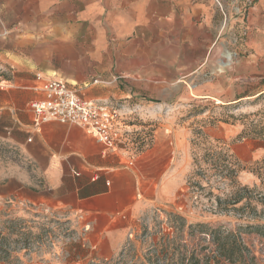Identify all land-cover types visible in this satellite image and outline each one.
<instances>
[{"label": "crops", "instance_id": "crops-1", "mask_svg": "<svg viewBox=\"0 0 264 264\" xmlns=\"http://www.w3.org/2000/svg\"><path fill=\"white\" fill-rule=\"evenodd\" d=\"M244 9L234 20L245 29L236 48L245 55L235 66H251L252 78L264 80V0ZM222 14L213 0H0V66L12 68L0 80V200L65 212L89 258L119 252L141 216L179 195L188 149L169 132L135 148L106 147L75 124L48 121L36 130L30 102L42 93L35 73L79 84L100 78L80 89L85 97L119 102L121 115L146 114L147 97L163 96L165 85L162 76L149 78L154 44L147 40H188L205 65ZM138 51L145 57L136 59Z\"/></svg>", "mask_w": 264, "mask_h": 264}, {"label": "rangeland", "instance_id": "rangeland-1", "mask_svg": "<svg viewBox=\"0 0 264 264\" xmlns=\"http://www.w3.org/2000/svg\"><path fill=\"white\" fill-rule=\"evenodd\" d=\"M220 2L222 33L212 39L205 65L202 54H190L188 40H147L154 44L147 47L149 78L163 77V96L147 97L146 114L119 112L114 120L123 145L140 148L169 132L181 151L188 149L175 200L141 216L132 237L107 260L85 256L65 212L2 200L0 264H264V80L252 78L251 66H235L245 55L236 53L245 29L234 20L246 9L237 0ZM172 62L180 65H167ZM11 72L0 66V80ZM93 79L70 82L83 91ZM243 131L249 136L239 138Z\"/></svg>", "mask_w": 264, "mask_h": 264}, {"label": "built area", "instance_id": "built-area-1", "mask_svg": "<svg viewBox=\"0 0 264 264\" xmlns=\"http://www.w3.org/2000/svg\"><path fill=\"white\" fill-rule=\"evenodd\" d=\"M251 1L244 0L242 8H246ZM215 3L221 8L220 0H215ZM223 15L225 16L224 13ZM35 80L42 93L41 99L30 102L33 127L36 130L45 122L57 121L84 127L106 147L116 146L117 143L123 144L120 134L114 127L119 109L111 100L87 98L75 83L56 75L36 72ZM98 81L97 78L93 79V82ZM9 202L12 203L11 200Z\"/></svg>", "mask_w": 264, "mask_h": 264}, {"label": "trees", "instance_id": "trees-1", "mask_svg": "<svg viewBox=\"0 0 264 264\" xmlns=\"http://www.w3.org/2000/svg\"><path fill=\"white\" fill-rule=\"evenodd\" d=\"M248 136H249V135H248L247 132H245V131H243V132H241V133L238 134V137H239V138L248 137ZM259 136H260L259 134H255V135H252L251 137H259ZM218 156H221L223 160H226V161H227L226 156H223L221 150H220ZM227 165H228V164H227V162H226V166H227ZM239 200H240V198L238 197V198H236V199L233 200V201H234V203H235V202H238Z\"/></svg>", "mask_w": 264, "mask_h": 264}, {"label": "bare ground", "instance_id": "bare-ground-1", "mask_svg": "<svg viewBox=\"0 0 264 264\" xmlns=\"http://www.w3.org/2000/svg\"><path fill=\"white\" fill-rule=\"evenodd\" d=\"M229 62H230V61L226 59V61L224 62V64H225V63H229Z\"/></svg>", "mask_w": 264, "mask_h": 264}]
</instances>
